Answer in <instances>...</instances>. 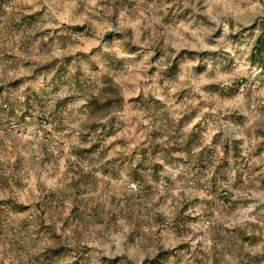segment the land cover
Masks as SVG:
<instances>
[{
	"label": "rangeland",
	"instance_id": "rangeland-1",
	"mask_svg": "<svg viewBox=\"0 0 264 264\" xmlns=\"http://www.w3.org/2000/svg\"><path fill=\"white\" fill-rule=\"evenodd\" d=\"M0 264H264V0H0Z\"/></svg>",
	"mask_w": 264,
	"mask_h": 264
}]
</instances>
